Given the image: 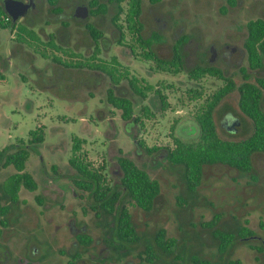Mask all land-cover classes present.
I'll use <instances>...</instances> for the list:
<instances>
[{"label": "rangeland", "instance_id": "rangeland-1", "mask_svg": "<svg viewBox=\"0 0 264 264\" xmlns=\"http://www.w3.org/2000/svg\"><path fill=\"white\" fill-rule=\"evenodd\" d=\"M13 1L17 0H0V5L6 9ZM20 1L28 5L26 12L16 20L7 16L10 22L35 32L43 53L40 55L31 47L18 45L11 28H0V71L5 76L0 81V150L16 147L19 139L26 141L29 131L35 128L44 131V141L30 147L26 171L34 177L38 187L33 192L20 189L19 203L11 208L8 227L3 229L0 239V264H66L74 252L81 255L78 264H148L138 254L152 242L159 228L165 229L168 237H174L179 248L175 256L160 257L152 264H193L192 258L196 257L219 263L239 260L241 264H264V153L252 156V174L256 180L251 179L250 174L224 165L205 166L200 185L190 193L185 188L182 170L169 165L162 150L172 147L169 132L178 118L183 119L175 128L177 136L188 139L197 133L191 120L196 105L185 97V92L190 88L198 90L205 98L223 82L213 77L195 82L189 80L185 72L170 75L156 70L151 62L139 57V49L128 34L124 42L118 44V35L111 24L115 9L106 0H96L107 5V12L98 16L89 15L87 2L90 0L83 3L59 0L60 13L51 11L45 0ZM79 7L85 15L75 20L73 13ZM256 18L264 19V0L142 2V34L148 37L157 33L161 37V42L155 46L161 57L169 58L175 41L184 38L182 54L186 69L212 65L231 77L236 85L243 81L242 70L251 82L255 77H264V70L248 68L243 47L245 25ZM85 24L102 33L98 40L102 60L116 57L130 75L153 87L144 100L132 94L126 81L116 87L97 71L74 69L73 75L68 77L78 82L69 90L66 86L73 83L58 82L54 78L55 74L63 76L64 72L60 68L58 71L50 57L66 62L65 54H76L78 59L91 55L93 40L84 29ZM49 34L55 36L56 48L46 45ZM131 46L134 49L131 50ZM39 69L45 71L48 78L39 76ZM110 87L119 88L132 99L135 114H139L141 106H146L153 117L142 120V127L124 123L120 111L105 101ZM155 90L166 97L164 111ZM66 93L65 99L62 96ZM237 100L238 94L234 91L214 111L216 130L222 139L240 140L251 132L252 126L240 112ZM261 103L264 109V95ZM235 120L240 124L239 129L230 133L227 127ZM73 136L85 140L82 148L88 160L105 161L106 174L111 181L119 179L116 160L121 151L160 184V194L150 212L130 207L140 242L125 246L126 256L106 246L108 224L105 227L92 212L86 211L81 192L69 180L68 159ZM137 141L160 150L149 154L138 147ZM53 166L58 174L54 173ZM13 172L12 167L0 169L2 204L5 199L1 184ZM36 196L41 204L37 203ZM214 217L218 218L216 227L234 234L247 220L245 226L253 231V236L246 241L238 239L220 255L211 229L204 227ZM79 234L90 236L92 243L78 245L76 236Z\"/></svg>", "mask_w": 264, "mask_h": 264}, {"label": "trees", "instance_id": "trees-1", "mask_svg": "<svg viewBox=\"0 0 264 264\" xmlns=\"http://www.w3.org/2000/svg\"><path fill=\"white\" fill-rule=\"evenodd\" d=\"M150 1L157 3L160 0ZM45 2L51 8V11L57 10V0H45ZM108 4L115 9L111 17V24L118 35L117 43L122 44L125 34H128L132 43L139 49V57L144 61L151 62L156 70L170 75L185 72L189 80L195 82H199L205 77H213L223 82L219 88L207 94L205 98L198 90L190 88L185 92V97L196 105V109L191 114V120L196 125L197 133L194 137L188 139L177 136L175 128L183 119L178 118L171 126L169 132L172 147L162 149L169 165L182 170L186 190L192 193L197 189L201 183L205 166L224 165L241 173L250 174L251 179L256 180L252 174V156L255 153H264V109L261 103L264 95V77H255L254 82H251L249 75L242 70L243 81L236 85L231 77L225 76L220 69L212 65H197L186 69L182 54V46L186 42L184 38H179L175 41L169 58L160 57L154 52L153 46L161 42V37L157 33H152L149 37H144L142 34V24L139 21L142 0H108ZM93 6L97 8L94 12L95 14L106 13V5L91 4V7ZM122 17L124 18V24L121 23ZM86 27L88 29L86 31L93 40L91 55L87 58H81V60L76 57V54H65L68 58L66 62L61 61L57 57H50L58 71L60 68L64 72L63 76L55 74L54 78L58 82L69 81L73 83V85L66 86V89L69 90L75 87L78 82L68 77L73 75L74 69L77 71H83L84 69L97 71L104 74L116 87L122 81H126L132 94L144 100L153 87L145 83L143 79L130 75L116 57L112 56L108 61L102 60L98 42L102 33L90 25H86ZM123 27L126 30H122ZM0 28H11V31H14L16 35V43L20 46L31 47L36 53L43 49V47L40 48L42 44L35 32L27 30L22 24L10 22L1 5ZM245 28L246 37L243 47L247 55L248 68L252 71L264 70V19L249 20ZM54 39L55 36L49 34V40L46 45L50 46V48H56L53 42ZM130 49H134L133 46ZM42 53L40 52V55ZM55 73H57L56 69ZM38 75H44L45 78H48L45 71L40 69L38 70ZM4 79L5 76L0 71V81ZM234 91L238 94V108L242 115L249 120L252 129L243 139L226 140L222 139L217 133L214 111L220 102ZM56 92L58 93V88ZM154 92L160 100L161 110L164 111L167 106L166 97L159 90ZM66 96L67 93L62 97L66 99ZM105 101L112 108L120 111V118L124 123H135L142 127V120H149L153 117V114L146 106H141L139 114H135L132 99L124 95L119 88H107ZM43 141L44 131L40 128H35L29 131L26 141L19 139L16 147L9 146L0 150V169L12 167L14 170L1 184L5 203H0V239L3 229L8 227L7 217L11 208L19 203L20 189L24 188L33 192L38 187L34 177L26 171V161L30 156V147L32 149ZM71 141V154L68 159L71 172L68 177L72 185L81 192L80 198L85 201L84 208L87 212H92L94 218L100 220L105 227L108 224L109 244L115 250L125 249V246L138 244L140 235L133 224L130 207L150 212L156 198L160 194L159 182L156 179H152L145 170L139 168L121 151L118 152L119 156L116 160L119 169V179L113 182L106 174L104 160L98 162L88 160L82 148L85 144L84 139L73 136ZM136 143L140 149L149 154L160 150L158 148H148L141 141ZM52 169L54 173L58 174L54 166ZM35 199L38 204L42 203L38 196ZM83 211L85 212L84 209ZM217 219V217H214L208 223H205L204 227L211 229L212 238L215 240L216 249L220 255H224L238 239L246 241L253 236V231L245 226L247 220H244L245 225L241 226L234 234L232 231L216 227ZM77 240L82 246H87L92 242L91 237L87 235H79ZM178 248V241L174 237H168L165 229L159 228L154 234L152 242L146 245L141 253L145 254L144 259L151 263L160 257L175 256ZM71 257L67 264H75L79 254H73ZM192 263L241 264L239 260H221L219 263L197 257L192 258Z\"/></svg>", "mask_w": 264, "mask_h": 264}, {"label": "flooded vegetation", "instance_id": "flooded-vegetation-1", "mask_svg": "<svg viewBox=\"0 0 264 264\" xmlns=\"http://www.w3.org/2000/svg\"><path fill=\"white\" fill-rule=\"evenodd\" d=\"M161 1V0H160ZM159 1V2H160ZM106 2H107V4H108V0H106ZM142 2H143V0H142ZM149 2L150 3H152L150 0H149ZM80 3H83V0H80ZM158 3V2H157ZM91 4H104V3H101V2H97L96 0H90V1H88L87 2V7L89 8V11H88V13H89V15L90 16H98V15H102V14H95L94 12H95V10L97 9L96 8V6H93V7H91ZM104 5H106V4H104ZM56 6H57V10L56 11H54L55 13H60V8H59V0H57V4H56ZM106 7H107V5H106ZM81 12H84L83 11V9H82V7H79V8H77L75 11H74V13H73V18L75 19V20H78V19H76V18H79V17H83L84 15H85V12H84V14H81ZM93 12V13H92ZM106 12H107V10H106ZM105 14V13H104ZM141 14H142V8H141ZM141 14H140V16H139V21L141 22V24H142V21H141ZM123 17H122V20H121V23L122 24H124V21H123ZM86 25H90V24H85L84 25V29L85 30H88L87 29V27H86ZM91 26V25H90ZM93 27V26H92ZM94 28V27H93ZM114 28V27H113ZM95 29V28H94ZM96 30V29H95ZM115 30V29H114ZM122 30H126L124 27L122 28ZM142 30H143V24H142ZM143 32V31H142ZM145 37V36H144ZM149 37V36H148ZM160 43V42H159ZM156 44H158V43H156ZM156 44H154V46H153V50H154V52L158 55V56H160L156 51H155V46H156ZM183 47V46H182ZM101 49V48H100ZM161 57V56H160ZM164 58V57H163ZM134 224V223H133ZM135 226V225H134ZM136 229V228H135ZM137 231V230H136ZM79 235H86V234H79ZM79 235H77V236H79ZM77 236H76V241H77V243H78V245H80V243L78 242V240H77ZM88 236V235H87ZM90 237V236H89ZM109 238V237H108ZM92 239V238H91ZM109 240H105V244H106V246L108 247V248H110L112 251H114L115 253H117V254H119V255H121V256H126V255H128V252H127V250L126 249H119V250H115L114 249V247L113 246H110V244H109ZM92 243V242H91ZM90 243V244H91ZM89 244V245H90ZM89 245H87V246H89ZM80 246H82V245H80ZM83 247V246H82ZM79 254V257L77 258V260L75 261V264H78V261H79V259H80V253L79 252H74V253H72L71 255H70V258H69V260L72 258L71 256L73 255V254ZM138 256H139V258L142 260V261H144V262H146V263H148V264H152V263H154L156 260H154L153 262H147L145 259H144V256H145V254H143V253H139L138 254ZM68 260V261H69ZM68 261H67V263H68ZM66 263V264H67Z\"/></svg>", "mask_w": 264, "mask_h": 264}, {"label": "water", "instance_id": "water-1", "mask_svg": "<svg viewBox=\"0 0 264 264\" xmlns=\"http://www.w3.org/2000/svg\"><path fill=\"white\" fill-rule=\"evenodd\" d=\"M28 5L24 3L23 1L17 0L11 2V4L4 9L6 14L13 18V20H16L20 18L27 10ZM81 14H84V12H81ZM239 122L235 120L232 124H230L227 127V130L230 133H236L239 129Z\"/></svg>", "mask_w": 264, "mask_h": 264}]
</instances>
